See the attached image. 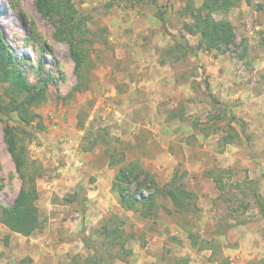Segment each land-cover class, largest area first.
Segmentation results:
<instances>
[{"label": "rangeland", "instance_id": "1", "mask_svg": "<svg viewBox=\"0 0 264 264\" xmlns=\"http://www.w3.org/2000/svg\"><path fill=\"white\" fill-rule=\"evenodd\" d=\"M60 1L73 7V22L62 14H56L54 20L44 17L38 10V0H0V28L27 81L39 86L47 81L48 85L46 100L30 109L37 116L27 123L19 115L17 104L7 96V84L0 83V204L12 205L25 183L8 150L5 131L9 129L18 142L17 147L26 150V181L35 178L40 195L38 207L53 208L50 216L41 217V231L56 216L67 222V227L73 229L71 233L78 235L74 238H81L82 244L76 254L56 258L59 249L55 246L59 243L44 241L39 253L34 241L12 233L0 222V264H55L54 261L85 264L87 258L88 264L98 261L151 264V258L157 259L156 264L187 261L217 264L219 260L221 264H229V256L219 258L220 251L223 252L221 245L241 247V229L258 225L264 219V0H250V3L242 0L229 11L214 12V18H227L233 23L237 46L212 52L198 48L200 35L184 31L185 23H192L191 17L184 15L187 0ZM203 3L204 0H195L197 7ZM155 20L161 21L163 33L169 35V50L173 49L167 57L169 66H173L177 82L184 86L180 99L169 100V160L175 165L176 157L184 166H179L177 182L194 194L190 210L181 212L166 197H157V209L152 217L159 214L158 222L166 226L167 233L162 232L165 243L161 236L157 241H149L144 229L158 228V225L152 220H143L139 212L124 209L114 188L121 168L134 173L128 187L130 193L138 192L139 199L153 192V181L159 187L166 180L173 181L176 171L174 174L171 171V162L169 179L156 166L161 144L151 141V133L145 130L135 143L129 142L130 139L120 141L116 134L122 123L120 118L115 125L96 128L92 117L95 99L112 88L119 89L124 83L123 73L127 76L129 65L118 55L124 52L125 43H129H121V37L130 38L124 32L131 34V31L123 26ZM74 24L81 29H75ZM62 29L73 32L72 39L82 54L84 62L79 74L71 45L60 35ZM171 56L180 59L176 61L178 64L173 65ZM217 133L224 136L222 143L221 138L217 140ZM196 135L205 138L199 142ZM81 137L85 145L99 139L104 147H111L107 151H114L109 161L115 176L107 202H91L93 197H87V189L92 191L94 176L89 178L88 186L81 187L80 193L61 186L66 156L77 152L72 141L80 143ZM184 143L189 144L188 149ZM101 146L96 148L98 154ZM188 164L194 167L192 175L182 170ZM220 186L224 192L221 196L217 191ZM91 209L99 212L92 215ZM104 210L106 214L100 217ZM176 212L183 214L178 220L181 225L191 229V221L197 218L195 223L201 226L190 238L201 246L216 249L217 259L209 255L192 256L196 252L176 238L180 237L172 229ZM1 213L0 207V216ZM113 213L124 215L121 219L126 232L111 236L108 241L105 231L113 221L107 216ZM119 241L126 248H121ZM106 250L111 260L103 262ZM240 264L248 263L242 260ZM259 264H264V260Z\"/></svg>", "mask_w": 264, "mask_h": 264}, {"label": "crops", "instance_id": "2", "mask_svg": "<svg viewBox=\"0 0 264 264\" xmlns=\"http://www.w3.org/2000/svg\"><path fill=\"white\" fill-rule=\"evenodd\" d=\"M161 21L155 20L153 23L144 22L133 25L130 23L123 26L124 29L131 31V34L125 31V36L130 35L131 37L128 39L126 37H121L122 40H120V42L122 43L123 41H126L127 43L129 42V45L133 46L129 49L127 46L128 44L125 43L126 46L124 45V52L118 55L119 59H124L126 64L129 65V67L126 68V70L129 69L126 72L127 76L124 77L123 73L122 78L124 83L119 89L112 88L106 94L104 93V96H100L95 99L92 117L94 118L93 123L96 128H105L110 125H115L117 120L120 118L122 123L116 133L117 137L120 138V141L130 139L129 142L135 143L140 138V134L143 130L151 133V141H156L157 144H161L157 154V160H155L156 166L161 169V171H164L169 179V162L172 164V160H169V100L176 98L180 99L182 97L181 92L183 85L177 82L173 66H169V59H167V57L169 56V51L172 52L173 49L171 48L169 50V35L163 33L164 28ZM149 24H153V26H149ZM152 28H154L155 31L152 30ZM147 34L150 35L148 38L145 37ZM133 41L136 42V44H131ZM172 58L173 65H176V61H180V59L176 60L174 57ZM187 112L188 114H191L190 109H187ZM191 133H193V131ZM216 136L218 141L221 138L222 143L224 136L221 135L220 137L218 133ZM196 137L199 142L203 141L205 138L199 135H196ZM81 140L82 142L80 143L76 140L72 141V144L76 147L75 151L77 152L71 157H69V155L66 156L67 166L61 171V186L66 189L73 188L74 191H78V193H80V191H83L81 187L88 186L87 183L89 178L94 176L95 179H93V184L91 185L93 186L92 191L87 189L86 195L89 199L93 197V199H90L91 202H107L110 190L113 188L112 183L115 176L114 171L110 170L109 161L113 150L107 151L108 149H111V147L108 148V145L107 147H104V143H102L99 139L91 145H85L82 137ZM106 140L108 141V138ZM165 140L168 141L166 144ZM99 145L103 146H101L102 148L100 149V154L96 151V148H98ZM184 145L186 146V149L189 148L188 143H184ZM64 152L67 153L68 150L66 149ZM105 155H108L107 163L105 161ZM174 160L175 165L172 164L170 166L173 174L176 171L172 180H174L175 176L179 174L180 170L178 169L184 167L179 164V160H176V157ZM193 168L194 167L192 165L190 166V164H188L185 166V169L182 170L183 172L185 171L189 175H192ZM167 181L168 180L165 181L166 184L162 183L163 187L169 184V181ZM217 191L219 196L222 194L224 195L222 186H220ZM167 199L171 201V199ZM171 203L173 204L172 201ZM46 207L47 208L45 209H42L41 206L39 207L41 217L44 215H51V210L53 208L50 207L49 209L48 205H46ZM121 210L126 212L124 209ZM89 212H91L92 215H96L99 211L97 210L95 212V210L91 209ZM176 213L177 214L174 215L176 219L174 221L176 223H174L172 227L174 231L173 234L180 236L176 238H180L179 240H181L182 243L188 245L196 252L195 254L193 253L192 256L199 255L198 257H203L204 255H209L210 257L213 256L214 259H217L219 256V258H223L222 256H229V264H240L242 263V260H246L248 264H259L260 260H264V219H261L260 224L258 225L245 226V228L241 229V247L234 249L230 248L227 244L221 245L223 252L220 251V254L218 253L219 256H217L215 254L216 251H214L216 249L213 250L211 248L201 246L198 241L190 238V234L196 232L198 233L197 229L201 226L195 223L197 218L191 221V224L193 225V229H191L190 227L181 225L178 220L183 216V214L180 212ZM105 214L104 210L100 217H104ZM157 216L159 217V214ZM156 217L144 218L141 216L143 220H152L154 224L158 225V228L144 229L146 230L144 233L147 235L149 241L150 239H152V241H157L159 236H161L162 241L163 238H166L162 234V232L165 233L166 230L164 231V229H166V226L162 221L158 222L157 219L159 218ZM121 218L124 219V215L122 216L117 213L107 216L108 220L113 221L107 227V235L109 237L107 239L108 241L111 236H119L126 232V229L125 231L123 230L125 223ZM188 218L190 219L191 216ZM198 223L200 222L198 221ZM67 226V222H64L60 218L54 216L49 223H46L45 230H43V232L41 231L43 228H41L28 237L23 235L21 236L28 239L30 238V240L34 241L37 244V250L39 253L41 251V247L45 245L44 241H46L48 244H51L52 242L59 243L55 246V248L59 249V251H56V258H60L62 255H66L67 253L74 255L78 252V247L80 248L82 240L81 238H74L78 236L77 233L73 235L71 233L73 229H69ZM204 230L205 228L202 229L201 232L203 231L204 233ZM163 242L165 243L166 241ZM164 243L160 247L161 250H163ZM215 243H217V241ZM38 245H40V247ZM127 248H131L130 245H127ZM183 258L185 257H182L181 259ZM149 262H152L151 264H156L157 259L152 261L151 258ZM188 262L189 261L185 264H189ZM54 263L57 264L55 261ZM216 263L221 264L220 260L216 261ZM161 264L165 263L161 262Z\"/></svg>", "mask_w": 264, "mask_h": 264}, {"label": "trees", "instance_id": "3", "mask_svg": "<svg viewBox=\"0 0 264 264\" xmlns=\"http://www.w3.org/2000/svg\"><path fill=\"white\" fill-rule=\"evenodd\" d=\"M242 0H204L201 7H197L195 0H187L184 10V15H189L192 23H185L184 31L190 35H200L198 48L209 52L224 51L230 47L237 46V33L233 23L227 19L214 18V12L229 11L232 7L237 6ZM248 1V0H247ZM250 3V0L248 1ZM39 12L51 20H54L56 14H62L68 21L73 22L74 11L73 7L68 3H61L60 0H38L37 2ZM161 20L164 22V16L161 15ZM57 24V23H56ZM64 25V23H63ZM73 27L77 30L81 29L79 25L74 24ZM57 28H59L57 26ZM60 29V28H59ZM64 30V29H62ZM60 30V35L63 36L72 49V56L76 63V73L79 74L83 68V57L79 50L76 48L74 39H72L73 32L67 30ZM85 32V31H83ZM74 38V37H73ZM264 44V40H263ZM242 45V43L240 44ZM245 52L241 55L245 56ZM0 83L7 84L6 94L11 100L17 104L16 109L24 121L30 123L31 119L34 120L37 116L34 112L30 111L31 108L38 106L47 97V81H44L42 86L31 85L27 81L25 72L17 63V59L9 48L7 41L4 38L2 29L0 28ZM5 139L8 150L16 164L17 172L24 180V186L19 192L18 196L13 201L12 205L3 207L0 216V222L7 227L11 232L30 236L36 230L43 226V221L40 216L38 201L40 195L35 184V178L26 181L27 175L25 173L28 159L26 158V150L24 147L18 148V142L14 135L10 134V130L5 131ZM134 173L128 168H121L114 183V188L117 189L120 195V204L124 209L139 212L144 218H150L155 215L157 209V197L163 196L171 199L178 211L190 210L191 203L194 201V194L181 187L177 182L178 175L175 179L165 185L159 187L153 181V192L147 197L139 199L138 192H129V180ZM143 186V185H142ZM141 186V187H142ZM107 232V230L105 231ZM121 248H126L125 245L119 241L117 243ZM106 257H103V262L110 261L111 256L108 251H104ZM93 260V259H91ZM88 258L85 264H88ZM130 261H126L129 264ZM101 261L94 262V264H101Z\"/></svg>", "mask_w": 264, "mask_h": 264}]
</instances>
